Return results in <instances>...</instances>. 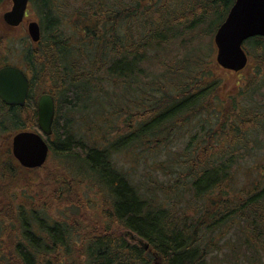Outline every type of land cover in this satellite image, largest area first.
Returning <instances> with one entry per match:
<instances>
[{
    "label": "trees",
    "instance_id": "obj_1",
    "mask_svg": "<svg viewBox=\"0 0 264 264\" xmlns=\"http://www.w3.org/2000/svg\"><path fill=\"white\" fill-rule=\"evenodd\" d=\"M199 1L36 0L37 48L25 46L13 63L17 41L0 39V68L17 66L31 83L24 108L0 100V264H247V253L264 264V165L255 163L262 171L253 187L236 184L259 145L255 133H264V114L248 120L252 108L239 94L219 100L205 52L190 43L217 31L235 0ZM174 42L187 43L180 46L185 64L168 52ZM246 44L264 63V38ZM153 68L163 73L143 83ZM44 93L56 102L48 159H62L47 174L48 195L35 197L34 180L22 179L31 171L13 158L11 141L38 129ZM77 114L90 144L74 133ZM186 133L181 153L155 163L176 175L170 189L149 174L151 192L143 191L115 162L129 155L138 162ZM21 183L26 193H18ZM91 189L98 199L87 195Z\"/></svg>",
    "mask_w": 264,
    "mask_h": 264
},
{
    "label": "rangeland",
    "instance_id": "obj_2",
    "mask_svg": "<svg viewBox=\"0 0 264 264\" xmlns=\"http://www.w3.org/2000/svg\"><path fill=\"white\" fill-rule=\"evenodd\" d=\"M203 1L204 0H200L199 3H202ZM33 2H30L29 4L28 11L25 16L26 18L25 22L20 27L10 28V30H5L1 26L4 24L2 22V16L4 13L12 9V2L11 0H2L0 2V39L7 37L8 39L17 41L16 46H15V53L11 56L12 57L11 61L13 63L15 61H20V59L22 60V56L20 55V53H21V50H23L25 46L26 47L30 46V48L32 49L37 48V46H35L30 40L28 32H27L28 22L35 21V22L40 23V19H39L40 16L38 15V10H36L35 8V5L37 4V2L36 3L35 2L33 3ZM184 5L187 8H191L192 6L191 4L190 6H188L187 4H185V2H184ZM64 8H65L64 5L60 6V9H62L63 11L62 13L66 14V16L69 17L71 11L68 9L64 10ZM222 10H225V8L223 7ZM220 14L221 16H223V13H220ZM214 22L216 23L215 25L219 23L218 20ZM65 24L66 23H63V26ZM65 26H64V29H65ZM66 28L68 29L69 27H66ZM61 29L63 30V27H61ZM70 30L71 29H69L68 32H70ZM215 34H216V31L213 34L206 35V36L199 34L190 43L191 44L190 49L195 48L201 53L205 52V55H206L205 67L213 68L212 71H206V72H210L213 76H215V78L220 83L219 100L225 97L226 99H229L239 94L240 104L245 108V110L248 111L250 108H252V113L250 114L245 113L246 115L250 116L248 120L253 119L256 114H259V113L264 114V66H262L264 63L263 61H258V59L263 58V56H261L260 53L259 54L256 53V51L254 50L252 46L250 47V51H249V45L245 43L244 48L246 49V52L249 55V63L247 67L239 73L227 72L223 70L222 68H220L216 62L217 49L214 43ZM184 45H187V43L184 42V44H180V43L177 44L174 42L170 44L168 48V52H171L173 57L177 59L176 64L184 61L185 51H183V49L180 47ZM170 59H171V56H170ZM184 64H185V61H184ZM153 69L154 71H146L148 73L149 78L144 77L143 83L148 82L153 76L159 77L163 73V71H159L157 68H153ZM250 82L255 83V86L252 88L251 92H247L246 90L241 89V88L247 87V85H249ZM227 101L228 100H225V102ZM80 118H81V115L79 114L74 116V120H73L74 126H75L74 127L75 129H73L74 133L76 134V131H77L79 137L83 139V141H85L86 144H90V142L93 141V139H91L92 137L87 136L83 131L79 129L80 124L82 123L80 121ZM206 118L202 119V122H201L202 126H206L207 123L206 122L203 123V120L204 121L207 120ZM98 128H100V126H98ZM200 128L201 126L198 127V129ZM34 132L40 133L38 129L34 130ZM189 138H190L189 133L181 135L178 137V139L176 140L174 144H168L161 151L150 152L149 155L147 154L148 156L144 155L143 158H140V160H138V162H135V159H133L130 155L129 156H119V157L116 156L115 162H117L119 168H124L125 170L129 172L130 178L132 179L133 183L136 185H140L141 189H144L143 191H146V190L149 191L148 187L145 186V185H148L149 182H151V179L149 178V174H152L155 178L159 179V181L161 182L159 184L163 185L165 187V190L170 189L171 188L170 183H172V181L170 180V177L176 176V175H174L173 172H172V175H168L163 171L158 172V168L155 167L156 166L155 163H160V162L165 161L166 155L168 153L169 154L181 153L183 149L186 147V145L189 143V140H190ZM254 138H255V141L259 144V145H256L257 149L251 152L252 155L249 158L245 159L242 166L239 167L238 172L236 173L237 175L236 184L238 185L239 188H242V189L243 188L248 189L249 187H253L250 183H252L253 181H256V179L259 178L258 172H261L262 168L258 167L257 170H255L254 169V167L256 166L255 163H259V165H264V133L258 134L256 132ZM58 159H62V157L58 155L56 156L51 155L50 159H48L44 167L38 170L37 169L30 170L31 172L22 174V179L25 178V179L34 180V184L32 185L33 188L31 191L34 193L35 197H37L39 194H42V192L45 195H48L49 191L44 190V185L46 184V180H47V174L49 171H52V169L59 164L57 162ZM68 167L71 168L70 165H68ZM70 173H73V175H79V173H77V170H73ZM24 185L25 183H21V186L18 189L19 194H23L27 192L23 188ZM157 187L158 185H156V188ZM94 194H95V190L93 189L87 192V195L94 199H98V197H100V196L95 197ZM36 200H39V199L36 198ZM241 253L242 254L247 253L244 246L241 249ZM247 255L249 259L247 264H259V261L254 262L252 259V257L257 254L247 253ZM157 259H156V262L158 264H161L160 263L161 261ZM262 262L264 263V258Z\"/></svg>",
    "mask_w": 264,
    "mask_h": 264
},
{
    "label": "water",
    "instance_id": "obj_3",
    "mask_svg": "<svg viewBox=\"0 0 264 264\" xmlns=\"http://www.w3.org/2000/svg\"><path fill=\"white\" fill-rule=\"evenodd\" d=\"M11 1L12 9L2 18L7 26L18 28L25 21L30 0ZM27 32L33 44L40 43L42 30L38 22H28ZM254 37H264V0H236L214 37L217 64L226 71H243L249 62L244 43ZM29 91L30 80L23 70L15 66L0 69V99L6 106L23 108ZM37 114L40 131L45 136H51L56 114L53 95L43 94L39 98ZM12 152L22 167L39 169L48 159L49 146L35 132H20L12 140ZM144 248L148 250V244Z\"/></svg>",
    "mask_w": 264,
    "mask_h": 264
}]
</instances>
